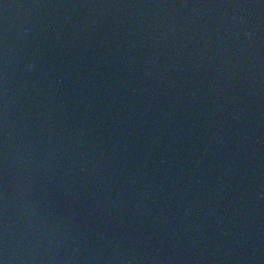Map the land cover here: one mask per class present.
<instances>
[{
	"label": "water",
	"instance_id": "water-1",
	"mask_svg": "<svg viewBox=\"0 0 264 264\" xmlns=\"http://www.w3.org/2000/svg\"><path fill=\"white\" fill-rule=\"evenodd\" d=\"M4 264H144L85 219L0 125Z\"/></svg>",
	"mask_w": 264,
	"mask_h": 264
},
{
	"label": "snow or ice",
	"instance_id": "snow-or-ice-1",
	"mask_svg": "<svg viewBox=\"0 0 264 264\" xmlns=\"http://www.w3.org/2000/svg\"><path fill=\"white\" fill-rule=\"evenodd\" d=\"M0 264H4V262L2 260H0Z\"/></svg>",
	"mask_w": 264,
	"mask_h": 264
}]
</instances>
